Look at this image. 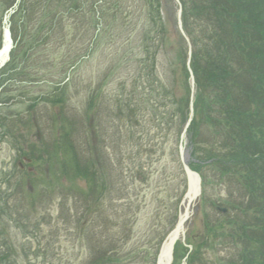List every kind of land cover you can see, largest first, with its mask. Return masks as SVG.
Returning <instances> with one entry per match:
<instances>
[{
	"label": "rangeland",
	"instance_id": "rangeland-1",
	"mask_svg": "<svg viewBox=\"0 0 264 264\" xmlns=\"http://www.w3.org/2000/svg\"><path fill=\"white\" fill-rule=\"evenodd\" d=\"M8 1L0 0V37L11 8ZM150 1L159 4L167 32L164 40L159 30V43L149 34ZM19 5L25 9L13 16L20 23L22 46L18 45V57L6 69L9 79L0 87V102L9 100L0 103V113L22 121L17 123L15 138L0 140V179L15 172V186L21 175L17 166L25 170L19 191L7 181L0 185L12 194L8 205L0 201V210L13 212L11 223L0 212V229L6 228L5 238L15 250L12 259L18 264H90V257L98 253L95 248L107 238L129 254L130 261L124 264H157L162 244L177 223L172 224V218L182 212L186 189L179 150L184 130L179 132L175 126L165 135L150 111L143 112L138 122L129 116L120 120L119 100L149 93V51L155 52L157 46V75L165 80L162 68L168 45L172 46L170 59H175L181 46L176 1L20 0ZM120 15L127 16L123 23ZM70 139L76 149L72 153ZM18 140L21 144L16 146ZM184 140L192 157L188 133ZM65 144L67 154L58 150ZM21 147L28 155L48 148V155L42 161H28ZM54 150L64 156L61 163L49 160ZM104 151L109 157L104 155V174H100ZM93 163L103 194L90 188L96 187L98 178L89 184ZM144 178L148 181H141ZM221 186H209L191 209L179 242L185 247L217 216L209 201L233 213L226 204L229 190ZM0 197L5 199L6 194ZM204 257L216 256L206 249ZM182 264H188L186 258Z\"/></svg>",
	"mask_w": 264,
	"mask_h": 264
},
{
	"label": "trees",
	"instance_id": "trees-1",
	"mask_svg": "<svg viewBox=\"0 0 264 264\" xmlns=\"http://www.w3.org/2000/svg\"><path fill=\"white\" fill-rule=\"evenodd\" d=\"M15 1L9 0L7 4L12 7ZM180 2L183 10V28L192 45L191 69L196 80L195 116L188 130L189 150L192 155L190 165L201 174L204 193L209 186L222 185L228 188L226 204L233 213L229 212L221 217L217 212L214 220H208L203 234L196 239L188 240L187 244L193 247L191 252L182 243H178L175 247L174 264H182L187 256L188 264H264V0H180ZM23 9L25 7L22 8L21 5L17 13ZM177 10L176 5V12ZM149 13L152 20L149 34L154 38L153 41L159 43V30L162 34L161 39L165 40L167 35L159 4L150 1ZM58 14L54 22L58 21ZM122 15L118 20L123 23L127 16ZM0 18L2 19V16ZM126 21L124 25H127ZM157 21L163 26L158 25ZM19 27L20 23L13 16L11 31L16 45L11 53L10 62L0 71V87L9 79L11 74H7L6 69L16 61L19 46H22L19 44L22 40ZM178 35L181 46L175 59H170L172 46L168 45L167 48L168 57L162 68L165 80L157 75V49L160 46H157L155 52L149 51L150 62L146 75L151 77L148 82L149 93L134 97L122 96L119 100L120 120H124L126 116L138 122V117L143 112L150 111L160 132L167 135L175 126L179 132L183 131L190 112L191 85L187 66L188 45L181 34ZM169 38L171 36H168ZM2 42L3 37H0V49ZM177 61L180 62V68ZM8 101L0 103L7 104ZM20 122L22 121L12 119L10 115L0 113L2 136L0 140L10 136L12 139L15 138L13 134L16 133L17 123L20 125ZM71 142L69 149L72 153L76 149L74 150V142L72 140ZM20 144L21 140L15 142L16 146ZM66 146L67 144L58 150L67 154ZM47 150L48 148L37 150L39 155H35L31 150L28 155L22 147L20 148L22 156L26 154L29 156L28 159L31 158L35 162L45 160ZM51 155L49 160L60 163L64 160V156L58 155L57 150ZM104 155L109 157L108 151L103 152V159L101 158V163L98 162L101 165L100 174H104L106 163ZM72 161H75V158ZM107 161L110 164V158ZM95 164L93 163L90 170L91 176L88 179L90 185L99 174ZM75 167L79 168L78 164H75ZM69 168L74 170L72 166ZM17 169L22 176L20 175L16 188L15 172L10 175L6 173L0 179V185L7 181L9 187L15 188L16 192L23 188L22 172L25 170L23 171L20 165ZM79 171L80 168L75 172L78 174ZM87 173L85 170L83 176L86 177ZM181 173V177H184L182 170ZM145 180L148 181V178L141 181ZM94 182L96 187H90L92 192L98 194L99 189L103 194L104 190L100 189L103 185L100 184L99 177ZM182 182L185 184V177ZM0 193L6 194V198L0 197V201L8 205L12 194L3 192L1 187ZM45 193L40 194L41 198ZM80 193L85 196L83 192ZM96 200L99 205L100 196ZM209 203L213 209L217 206V203L210 201ZM0 212L4 214L3 217L10 219V223L14 221L13 212L10 214L3 208ZM176 220L177 216L174 215L172 224H175ZM9 222L6 223V227L10 225ZM5 229H0V264H18L15 258L12 259L15 250L5 238L7 231ZM109 242L110 240L105 238L104 242L95 248L98 253L93 259L90 257V264H124L130 261L129 254L122 251V247L116 243L112 246ZM206 249L216 257L205 259Z\"/></svg>",
	"mask_w": 264,
	"mask_h": 264
},
{
	"label": "water",
	"instance_id": "water-1",
	"mask_svg": "<svg viewBox=\"0 0 264 264\" xmlns=\"http://www.w3.org/2000/svg\"><path fill=\"white\" fill-rule=\"evenodd\" d=\"M176 1L177 3H179V0H176ZM5 24H8V17L5 20ZM179 27H180L182 34L187 39L185 33L183 32V28H182L181 9L179 12ZM187 41L189 43L188 39ZM12 48H13V39H12L11 31L9 27L7 26L4 32V44H3L2 50L0 51V68L4 66L7 60L9 59V55H10ZM190 73H191V84L193 87L192 92H194V87H195L194 77H193L192 72ZM192 118H193V108L191 109V116H190L189 123L187 124L184 134L182 135V140H184V138L186 137L187 129L190 126ZM180 157H181V162H182L183 169L185 171L187 182H188V191H187V194L185 196V201H184L185 203L184 213L180 216L179 222L176 228L174 229V231L167 237L164 243V246L162 248L161 254L159 256L157 264H171L172 263L175 244L180 239V237L184 236L185 225L190 218V210L201 196V190H202L201 177L198 173L192 171L189 168V165H188L189 157L186 154V150H185L183 143H181L180 145Z\"/></svg>",
	"mask_w": 264,
	"mask_h": 264
}]
</instances>
